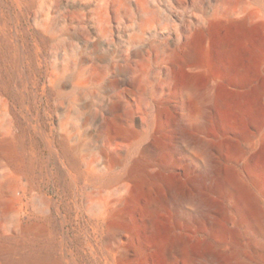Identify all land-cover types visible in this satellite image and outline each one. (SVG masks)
<instances>
[{
	"label": "rangeland",
	"instance_id": "374dc122",
	"mask_svg": "<svg viewBox=\"0 0 264 264\" xmlns=\"http://www.w3.org/2000/svg\"><path fill=\"white\" fill-rule=\"evenodd\" d=\"M7 12L13 25L0 27V264L36 256L50 264H183L164 245L179 217H187L185 208L203 205L200 181L195 198L166 192L170 206L155 216L152 232L139 223L145 191L136 189L126 215L111 220H135L140 245L116 255L120 232L101 233L93 221V137L102 153V113L118 95L155 92L166 169L181 171L175 159L187 154L183 143L195 133L180 129L170 149L175 128L168 118L179 109L169 98L190 82L202 111L212 106L213 122L233 108L242 118L250 109L257 126L264 111V0H0V14ZM224 226L198 228L199 247L216 242L221 254L226 246L234 252L235 264L247 257L264 264ZM198 264L216 262L204 256Z\"/></svg>",
	"mask_w": 264,
	"mask_h": 264
},
{
	"label": "bare ground",
	"instance_id": "6f19581e",
	"mask_svg": "<svg viewBox=\"0 0 264 264\" xmlns=\"http://www.w3.org/2000/svg\"><path fill=\"white\" fill-rule=\"evenodd\" d=\"M96 78L94 75L93 80ZM197 91V86L190 82L169 98L170 101L176 99L179 109L168 118L169 125L175 128L170 149L174 151L180 129L188 131L192 128L195 133H191L189 141L183 143L187 154L175 159L181 171L168 172L166 169L168 164L163 157L165 136L153 112L154 103L159 99L157 93H140L134 98L118 95L110 110L103 111V151H97L94 136L89 167L88 183L95 206L93 221L101 224V233L116 237L119 231L121 235L114 253L129 256L135 250V243L137 247L140 245L133 224L137 225V222H115L111 218L121 220L126 215L125 207L132 193L136 189L145 191L142 192L145 208L139 223L152 232L155 216L170 206L166 192L179 191L195 198V185L200 181L199 200L203 205L195 206L194 210L185 208V215L189 218L178 216L179 224L171 231L172 234L169 233L171 239L164 245L168 257L183 264H198L201 257L212 256L216 264H235L236 255L234 252L228 255L227 246L223 249L225 252L222 251L228 255L226 259L213 248L216 242L208 243L204 239L212 247L204 250L197 241L203 239L196 235L198 228H219L224 226L225 220L227 225L224 227L232 242L235 237L238 244L264 262V111L257 126L251 123L249 117L253 112L250 109L242 118L234 117L233 108L231 113L222 115L221 120L217 117L213 122L212 106L207 104L202 111ZM211 121L212 131L209 128ZM238 124L241 131L235 130ZM97 126L94 112V132ZM200 208L204 209L202 216L192 217L191 214L199 212ZM45 258L23 257L6 264H50ZM241 264L252 263L247 257L241 259Z\"/></svg>",
	"mask_w": 264,
	"mask_h": 264
},
{
	"label": "crops",
	"instance_id": "0c3cea01",
	"mask_svg": "<svg viewBox=\"0 0 264 264\" xmlns=\"http://www.w3.org/2000/svg\"><path fill=\"white\" fill-rule=\"evenodd\" d=\"M8 15L12 17V15L8 12L6 14H0V27L6 24L13 25L12 20L8 19Z\"/></svg>",
	"mask_w": 264,
	"mask_h": 264
}]
</instances>
